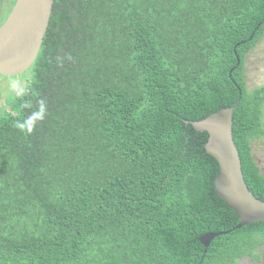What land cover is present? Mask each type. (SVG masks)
I'll use <instances>...</instances> for the list:
<instances>
[{
    "label": "trees",
    "instance_id": "16d2710c",
    "mask_svg": "<svg viewBox=\"0 0 264 264\" xmlns=\"http://www.w3.org/2000/svg\"><path fill=\"white\" fill-rule=\"evenodd\" d=\"M263 39L264 0H53L0 115V264L262 261L264 221L240 226L186 120L241 98L234 139L264 201V86L247 80Z\"/></svg>",
    "mask_w": 264,
    "mask_h": 264
},
{
    "label": "water",
    "instance_id": "95a60500",
    "mask_svg": "<svg viewBox=\"0 0 264 264\" xmlns=\"http://www.w3.org/2000/svg\"><path fill=\"white\" fill-rule=\"evenodd\" d=\"M53 13V0H16L0 27V75L15 77L26 73L37 60ZM240 62V59H239ZM7 98L0 95V104ZM241 101L202 120H186L196 130L209 133L205 148L217 159L220 171L215 179L217 195L235 210L240 226L264 221V201L250 189L243 162L234 139V115ZM219 235L208 233L201 242L207 247Z\"/></svg>",
    "mask_w": 264,
    "mask_h": 264
},
{
    "label": "rangeland",
    "instance_id": "374dc122",
    "mask_svg": "<svg viewBox=\"0 0 264 264\" xmlns=\"http://www.w3.org/2000/svg\"><path fill=\"white\" fill-rule=\"evenodd\" d=\"M21 75L15 77H8L0 75V95L4 98H7L3 104H0V115L4 114L5 111H9V96L12 91L16 88L19 92L23 84L26 86V82L20 81ZM247 80L249 87H261L264 86V39L259 43L257 48L250 54L247 62ZM23 86V88H24ZM255 153L258 160L263 166L264 170V142L261 141L258 144H255ZM264 251V247L262 248ZM262 261L252 260L250 258H244L240 261L239 264H264V254Z\"/></svg>",
    "mask_w": 264,
    "mask_h": 264
},
{
    "label": "flooded vegetation",
    "instance_id": "af4514ba",
    "mask_svg": "<svg viewBox=\"0 0 264 264\" xmlns=\"http://www.w3.org/2000/svg\"><path fill=\"white\" fill-rule=\"evenodd\" d=\"M2 96V95H1Z\"/></svg>",
    "mask_w": 264,
    "mask_h": 264
}]
</instances>
